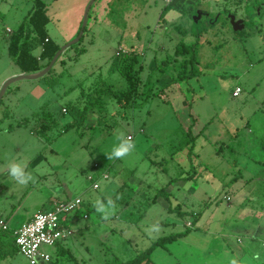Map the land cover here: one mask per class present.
<instances>
[{
    "label": "rangeland",
    "instance_id": "1",
    "mask_svg": "<svg viewBox=\"0 0 264 264\" xmlns=\"http://www.w3.org/2000/svg\"><path fill=\"white\" fill-rule=\"evenodd\" d=\"M226 1L95 0L84 27L91 0H45L48 36L60 47L83 31L82 38L46 75L12 83L0 101L1 219L19 204L25 218L49 209L50 198L83 200L70 215L74 234L46 246L52 258L41 264H123L189 227L141 264H264V231L255 239L246 233L264 225V0H232L239 9L229 14L245 19L238 31L223 13ZM32 6L0 0V90L9 74L21 72L8 54L7 28L15 32ZM182 40L197 43L198 73L176 81ZM123 53L137 58L133 89L110 68ZM102 82L118 95L104 96L101 115L92 102ZM236 87L242 92L235 97ZM85 105L86 115L72 111ZM121 133L132 136L135 149L109 159ZM12 162L32 175L27 185L8 175ZM162 188L168 198L156 199ZM109 198L115 209L105 220L94 201ZM177 205L181 215L168 209ZM156 223L159 233L145 231ZM0 264L30 262L19 251Z\"/></svg>",
    "mask_w": 264,
    "mask_h": 264
},
{
    "label": "trees",
    "instance_id": "2",
    "mask_svg": "<svg viewBox=\"0 0 264 264\" xmlns=\"http://www.w3.org/2000/svg\"><path fill=\"white\" fill-rule=\"evenodd\" d=\"M163 13L164 11L162 12V15ZM49 22L50 18L47 14V4L45 0H33L32 8L29 10L22 23L19 25L18 29L11 35L8 45V54L10 55L14 63L20 68L21 72L35 73L43 69L44 65H42L40 61H46L45 66H48L56 53L60 50L61 47L48 36L46 27ZM235 31H238V29H236ZM39 47H41V52L39 56H36L33 52ZM175 53L178 56L182 55L185 57L179 65L180 69L176 81L187 80L188 78L197 75L198 70L195 67L198 64L199 58L197 43L187 45L183 41H180L176 45ZM136 59L137 58L134 55L123 53L122 56L117 57L112 61L110 67L111 69L119 70L121 74L128 79L130 83V89H133V83L135 82L133 77L134 70L132 67ZM188 65L192 67L189 72L187 70ZM95 93L97 95L92 103H94L96 107H98V111L102 115V113L106 111L104 96L111 93L118 95V92L113 91L111 84L106 86L105 82H102L100 86H97L94 89V94ZM127 93L129 94L130 91H128ZM92 96L93 94L89 95V101ZM72 111L80 112L86 115L87 105H85L83 109H76L74 106L72 107ZM84 117L85 116H83L82 119ZM74 123L75 122L70 123L69 126L74 125ZM205 128L206 127L202 129V132ZM188 134L190 135L189 142H192V145L190 146L188 152V156L191 157L192 154H194L193 140L196 138V136L192 132L191 126L188 129ZM171 181H173V179L170 180V182ZM160 196L168 198V194L165 188H162L156 194V198H159ZM177 207L179 206L177 205L174 208L170 206L169 211H174L175 209H177ZM179 214L182 213L179 212ZM197 220V218H194L193 223ZM191 229L192 228L189 227L183 232L159 237L152 243L149 248H147L145 251H142L133 260H129L123 264H141L143 262L149 263L151 261V253L156 247H165L167 244L172 243L176 239L188 234ZM12 252H19V249L15 243V239L11 238L6 230L0 229V259H6L11 255Z\"/></svg>",
    "mask_w": 264,
    "mask_h": 264
},
{
    "label": "built area",
    "instance_id": "3",
    "mask_svg": "<svg viewBox=\"0 0 264 264\" xmlns=\"http://www.w3.org/2000/svg\"><path fill=\"white\" fill-rule=\"evenodd\" d=\"M165 1L170 3L172 0ZM241 92L242 88L236 87L233 96H239ZM103 177L107 179L108 174H104ZM93 187L98 189V182H95ZM82 205L81 197L54 201L49 209L36 212L27 223L15 229L13 234L15 243L30 264L49 263L51 261V254L44 248L46 246H58L74 234V230L69 224L72 221L70 215L78 211ZM83 218H87V214ZM0 226L5 229L7 227L2 220H0Z\"/></svg>",
    "mask_w": 264,
    "mask_h": 264
},
{
    "label": "clouds",
    "instance_id": "4",
    "mask_svg": "<svg viewBox=\"0 0 264 264\" xmlns=\"http://www.w3.org/2000/svg\"><path fill=\"white\" fill-rule=\"evenodd\" d=\"M118 139L120 142L118 145L113 147L109 159H122L135 149V143L131 136H125L121 133ZM8 175L20 185H27L29 181L33 179L32 175L27 173L21 164L15 162L8 165ZM117 199H119V197H117ZM94 207L96 211L100 213L105 220H107L110 212L115 209V201L109 198L107 203H105L104 200L96 199L94 201ZM145 231L151 235L152 233H159L161 228L159 223H156ZM231 264H238V261L236 259H232Z\"/></svg>",
    "mask_w": 264,
    "mask_h": 264
},
{
    "label": "crops",
    "instance_id": "5",
    "mask_svg": "<svg viewBox=\"0 0 264 264\" xmlns=\"http://www.w3.org/2000/svg\"><path fill=\"white\" fill-rule=\"evenodd\" d=\"M165 1V0H164ZM175 0H172L170 3H168V4H171L172 2H174ZM242 2L243 1H245V0H241ZM247 1V0H246ZM250 1H252V0H248L247 1V4L246 5H248L249 3H250ZM166 2V1H165ZM226 3H227V5L226 6H224V11H223V13H225V14H227V16L228 17H230L232 20H231V22H232V25H233V27L235 28V30L236 29H240V28H242V26H240L239 24H238V22L240 23H244L245 22V19L244 18H240V17H235V15L234 16H231L230 14H231V12L233 11V10H237V9H239V6H238V8L235 6V4L234 3H237V2H234L233 3V1L232 0H228V1H226ZM229 5H231V7L230 8H228V6ZM234 5V6H233ZM233 7H235V9H233ZM246 7H248V6H246ZM230 12V14H229V12ZM199 18V17H198ZM196 22H197V25L199 26V21L198 20H196ZM22 23V22H21ZM20 23V24H21ZM13 31L14 30H12V29H10V28H7V32L9 33V41L8 42H10V37H11V35L13 34ZM218 31L219 32H221V33H223V30L222 29H218ZM199 33H201V34H203V32L201 31H199ZM183 41V40H182ZM184 42V41H183ZM185 44H187V45H191V44H193V43H195V42H193V43H186V42H184ZM177 45V44H176ZM198 56H199V54H198ZM40 63L41 64H45L46 63V61H40ZM38 72V71H37ZM36 73V72H35ZM19 74H34V73H23V72H15V73H13V74H9L3 81H5L7 78L9 79V78H12V77H14V76H16V75H19ZM19 81V80H18ZM17 82V81H16ZM3 83V82H2ZM14 83V82H13ZM250 193L252 194L251 195V197L253 196V193H254V190H251L250 191ZM249 193V194H250ZM254 197V196H253ZM247 198L248 199H250V197H248L247 196ZM157 199V198H156ZM50 201H52L51 202V205H52V203L54 202V201H56V200H54V198H50ZM51 205H50V207H51ZM20 206H21V204H19V206L18 207H16V208H12V209H7V212H8V215L5 217V220H2L1 219V217H3V215L2 214H0V220H2L5 224H6V229L5 228H2L1 226H0V228H2L3 230H6L7 232H8V234H10V235H13L14 234V231H15V229H17L19 226H21L22 224H25V223H27L31 218H32V216L36 213V212H38V211H40V210H38V211H36L33 215H30V216H28V217H25V218H22V217H20V215H19V211H20ZM179 207H177V209H175L174 211H178V214H179V212H183V210L182 209H180V205H178ZM170 207V206H169ZM172 207V206H171ZM173 208V207H172ZM47 209V208H46ZM46 209H43V210H46ZM169 209V208H168ZM179 215H181V214H179ZM87 218H88V215H87ZM194 221V220H193ZM197 222V221H196ZM196 222H194V225H195V223ZM189 224H190V222H188V226H189ZM259 224V223H258ZM250 227V226H249ZM264 228V225L263 224H261L260 223V226L259 225H255V227L253 228V230L251 229V228H249L250 230H248V229H246V233H248V234H250V233H252L251 234V238H253V239H255V238H259V236H257L259 233H260V231H264V230H262ZM172 234H174V233H172ZM171 235V234H170ZM237 241L238 242H241V239L238 237L237 238ZM263 242V245H264V240H262ZM251 264H253V262L251 261L250 262Z\"/></svg>",
    "mask_w": 264,
    "mask_h": 264
},
{
    "label": "water",
    "instance_id": "6",
    "mask_svg": "<svg viewBox=\"0 0 264 264\" xmlns=\"http://www.w3.org/2000/svg\"><path fill=\"white\" fill-rule=\"evenodd\" d=\"M94 1L95 0H91V3L89 5V7L87 8V11H86V14H85V19H84V25H83L84 27H85L86 20H87V14H88V12L90 10V7H91V5H92V3ZM82 35H83V31L81 32V34L79 35V37L76 40L72 41L71 43H69V44H67V45H65L63 47H61L60 50L56 53V55L52 59V61L50 62V64L43 71L37 72V73H34V74H19V75H16V76L12 77V78H9L7 81H5L4 85L2 86V88L0 90V101H1L2 96L4 95L5 91L9 87V85H11L13 82H16V81L21 80V79L35 80V79H39V78L43 77L44 75H46V73H48L51 70V68L55 64V61L61 55V53L64 50H66L69 47H71L73 44L79 42L81 37H82Z\"/></svg>",
    "mask_w": 264,
    "mask_h": 264
}]
</instances>
